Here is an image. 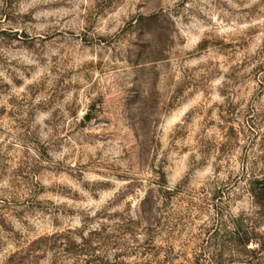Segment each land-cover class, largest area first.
Here are the masks:
<instances>
[{
    "label": "rangeland",
    "instance_id": "obj_1",
    "mask_svg": "<svg viewBox=\"0 0 264 264\" xmlns=\"http://www.w3.org/2000/svg\"><path fill=\"white\" fill-rule=\"evenodd\" d=\"M264 0H0V264H264Z\"/></svg>",
    "mask_w": 264,
    "mask_h": 264
},
{
    "label": "trees",
    "instance_id": "obj_2",
    "mask_svg": "<svg viewBox=\"0 0 264 264\" xmlns=\"http://www.w3.org/2000/svg\"><path fill=\"white\" fill-rule=\"evenodd\" d=\"M263 189H264V184H263Z\"/></svg>",
    "mask_w": 264,
    "mask_h": 264
}]
</instances>
